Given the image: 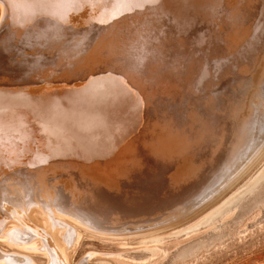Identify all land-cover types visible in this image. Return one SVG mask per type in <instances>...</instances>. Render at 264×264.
<instances>
[{"label": "water", "instance_id": "1", "mask_svg": "<svg viewBox=\"0 0 264 264\" xmlns=\"http://www.w3.org/2000/svg\"><path fill=\"white\" fill-rule=\"evenodd\" d=\"M263 159L264 0H0V264L184 262Z\"/></svg>", "mask_w": 264, "mask_h": 264}, {"label": "rangeland", "instance_id": "2", "mask_svg": "<svg viewBox=\"0 0 264 264\" xmlns=\"http://www.w3.org/2000/svg\"><path fill=\"white\" fill-rule=\"evenodd\" d=\"M263 172L264 159L223 202L198 219L169 233L174 239L165 242L163 245L165 252L168 254L177 246L207 233L212 224L208 221L214 213L224 208L227 200L243 191ZM232 217L230 214L225 220ZM176 264H264V211L254 212L243 224L225 232L209 249Z\"/></svg>", "mask_w": 264, "mask_h": 264}, {"label": "flooded vegetation", "instance_id": "3", "mask_svg": "<svg viewBox=\"0 0 264 264\" xmlns=\"http://www.w3.org/2000/svg\"><path fill=\"white\" fill-rule=\"evenodd\" d=\"M179 233V232H178Z\"/></svg>", "mask_w": 264, "mask_h": 264}]
</instances>
